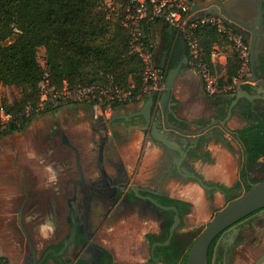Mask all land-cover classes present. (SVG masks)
Wrapping results in <instances>:
<instances>
[{"label":"flooded vegetation","instance_id":"obj_1","mask_svg":"<svg viewBox=\"0 0 264 264\" xmlns=\"http://www.w3.org/2000/svg\"><path fill=\"white\" fill-rule=\"evenodd\" d=\"M235 1L198 0L212 11L221 10L218 5H214V2H219L228 8L233 17L243 21V26L237 23H233V26L248 41L253 84L240 92L210 96L199 71L191 65L188 44L180 32L177 30L172 40L167 39L160 45L157 58L166 78L169 73L177 71L169 112H177L179 120H174L170 114L168 120L189 133L184 134L186 140L183 143L187 156L180 163V154L171 150L176 156L168 168L169 180H161L160 183L132 184L131 179L124 174L121 155L114 145L119 140V132L114 125L115 116L105 122L90 120L88 123L90 139L93 141L95 136L100 139L97 145L87 149L90 152L88 160L95 162L99 169L102 166L97 178L85 174L83 151L71 145L70 150L65 149L70 139L55 126L47 141L58 138L60 147L51 152L61 163H73L75 168L70 171L68 178L61 176L56 183L60 189L53 195L28 192V203L31 202L26 212H38L41 220L54 224V229L41 251L35 247L36 253L33 254L29 248L26 264L39 262L43 258V264H115L112 254L99 241L100 229L108 219L131 210L134 205H139L143 214L158 219L161 231L150 245L152 259V245L169 239L176 212L161 209L148 196L163 205L176 206L181 216L180 227L184 213L190 210L191 205L189 200L168 191L165 185L170 181L184 184L196 182L212 201L217 192L224 196L226 204L264 181V0H256L253 6L246 4L247 0L240 4H235ZM201 15L203 11L198 16ZM160 111L157 103L153 108V120H157L173 139L178 132L166 129L163 121L157 119L156 112ZM185 112L196 113L195 116L181 117L180 113ZM149 130L153 137L152 125ZM217 144H221L239 160L236 171L227 173L235 175L230 186H226L222 179L207 178L199 170L213 158L212 145ZM105 162L115 166L118 178L106 173ZM212 209L213 217L219 208H214L212 204ZM32 223L37 224V221ZM187 242V235H180L176 231L170 244L155 248V255L165 264H183L189 250ZM260 243L264 244V208L219 234L209 248L208 264H250L252 250L255 244ZM64 248V253L59 255Z\"/></svg>","mask_w":264,"mask_h":264},{"label":"trees","instance_id":"obj_2","mask_svg":"<svg viewBox=\"0 0 264 264\" xmlns=\"http://www.w3.org/2000/svg\"><path fill=\"white\" fill-rule=\"evenodd\" d=\"M113 1L123 3V15H110L115 2L109 6L107 0H0V88L15 86L21 92L13 104L0 98V105L15 117L6 128L9 132L25 129L36 116L21 114L29 103L41 99L45 68L39 61L40 48L46 50V68L55 89H61L64 81L76 88L102 85L110 80L123 87L142 88L143 63L123 25L131 0ZM143 27L145 34L151 36V23ZM200 37L210 52L220 35L208 29ZM238 68V58L230 55L229 79ZM58 108H46L43 112ZM0 264H10L9 258L0 256Z\"/></svg>","mask_w":264,"mask_h":264},{"label":"rangeland","instance_id":"obj_3","mask_svg":"<svg viewBox=\"0 0 264 264\" xmlns=\"http://www.w3.org/2000/svg\"><path fill=\"white\" fill-rule=\"evenodd\" d=\"M107 2L109 6L115 2L114 11L117 12H112L111 10L110 15L118 17L119 14H124L125 10L123 9L122 2L113 0H107ZM218 40L220 41L221 47L227 51V46L224 40L222 38H219ZM45 52V48L39 49V61L43 68L46 69ZM129 80H132V76H129ZM20 97V89L15 86L0 88V98L2 101L6 99L7 104H13L14 100L19 99ZM2 103L4 104V102ZM81 103L82 102H68L62 105L61 108L64 110V108L69 105L76 107ZM82 104L87 105L86 103ZM71 116L72 112H55L50 110L36 115L32 122L21 131L9 132V130L6 128L0 129V255L8 254L13 260L12 264H26L25 260L29 253L30 247L17 222V209L19 206L15 205L14 207H9L7 198V195L12 194L13 192L21 193L23 188V180H21L19 177L14 178L9 176L7 172L11 169L5 168V165L3 164L8 162L6 160L14 162L12 163V173L15 172L14 169L17 166H20L23 169L27 168L29 171H35L36 165H34V161L32 160L34 158H45L48 156L47 150L44 147V142H47L51 130L55 126L57 129L59 126L66 127L68 123H70ZM39 142L41 147H44L43 150H39ZM212 147L214 152L212 155L213 158H210V164L207 162L206 164L202 165L199 170L202 171L207 176V178L222 179L226 186H230L232 182H234L235 175H227V173L231 174L236 171L239 160L237 159V156L231 154V152L226 150V148L221 146V144L212 145ZM134 156L135 154L132 155V158ZM20 159L23 162L22 165L19 163ZM15 161H17V165L15 164ZM17 170L18 167L16 171ZM47 181L48 177L45 175L43 184L49 183ZM26 186L29 190L41 188L37 186V181L30 178L28 179ZM165 187L172 194L189 200L188 202L191 205L190 210L184 213L183 223L177 230L178 234L187 235V246L189 249L204 227L211 220L213 214L212 204H214V208L217 207L220 210L226 204V200L224 196L220 195V193L215 192L213 195L214 200L212 201L208 194L196 182H188V184H184L176 183L172 180L169 182V184H166ZM183 189H185V192ZM17 199L19 200L20 198L18 197ZM29 203H27L24 210V222L25 225L28 226L27 229L35 247L38 251H41L45 245V242H48L47 239L50 238L49 236L45 235L47 231H40L38 233V231H36L33 227L34 224L29 221V216L26 212ZM134 207L136 209H134ZM139 208L141 209L139 205H134L131 207V210L129 209L126 211V214L129 216H126L125 218L126 222L124 226L126 227L123 229L124 236L122 239L126 243L131 242L132 252H137L139 248H141L145 254L146 264H153L149 250L151 242L155 237L150 236L148 238L149 240L145 241L144 238L146 233L151 231L155 232V236H160V227L158 225L157 218L149 214H143ZM132 209L135 211L137 210V213L139 214H132L135 213L134 210L132 211ZM11 210L16 212H14V215L9 217L8 212ZM100 235L101 234L98 236L99 239ZM263 253L264 244H255L251 253L252 255L250 264H254ZM125 256L126 255H116L114 259H116L117 264H132L133 262L129 261V259H125Z\"/></svg>","mask_w":264,"mask_h":264},{"label":"built area","instance_id":"obj_4","mask_svg":"<svg viewBox=\"0 0 264 264\" xmlns=\"http://www.w3.org/2000/svg\"><path fill=\"white\" fill-rule=\"evenodd\" d=\"M192 0H131L126 10L123 25L132 36L133 50L142 60L143 86L135 90V86L123 87L113 80L102 85L85 84L71 88L67 81L61 89L51 86L49 72L45 69V78L41 83V99L29 103L22 116L38 115L46 108H56L68 102H82L90 105L94 118L109 117L116 106L141 102L154 90L164 87L166 73L156 62V42L152 36L144 32L145 23L162 20L180 32L189 48L190 62L197 69L204 81L210 96L235 93L240 88L253 84L250 67L248 41L242 33L235 30L219 15L194 16ZM213 29L238 58L239 68L232 79L227 75L228 54L216 40L207 52L201 35ZM15 117L0 105V129L7 128Z\"/></svg>","mask_w":264,"mask_h":264},{"label":"crops","instance_id":"obj_5","mask_svg":"<svg viewBox=\"0 0 264 264\" xmlns=\"http://www.w3.org/2000/svg\"><path fill=\"white\" fill-rule=\"evenodd\" d=\"M201 12L202 11L194 13V16H198L201 14ZM171 27L172 26L162 20H157L151 23V36L156 42V62L160 68H162V65L157 58L160 45L164 44L167 39L172 40L173 34L177 31L175 28L174 30H171ZM227 54L230 56L233 53L227 50ZM145 101L146 99L141 102H130L119 105L114 109L111 116L101 117L98 119L94 118L91 107L88 104L83 105L81 103L82 105L79 104L76 107L69 105L64 108V110H62L63 108H61V106L66 104L64 103L61 104L58 109H53L55 112H72L70 123H68L66 127L59 126V129L64 131L70 139V144H67L65 149L67 148L70 150L71 146H74L77 149L83 151L82 165L87 176L97 178V176L102 172V166L99 169V167L97 168L95 162L88 160V155L90 152L87 151V149L94 147L100 141L99 137L96 136V139H93V141L90 139L91 134L89 132L90 130L88 129V123L90 120L105 122L112 120L115 116L114 125L119 132V140H116L114 145L116 148H118L121 155L124 174L129 179H131V182H133L132 184H135V182L140 184H152L154 182L160 183L161 180H169V176H167L168 168L175 158L176 153L167 148L163 143L155 140L150 135V126L147 127L144 117H142V115H137L141 111ZM195 113L196 112H185L183 114L180 113V116L185 118L186 116H195ZM173 119L175 120V118ZM163 132L165 131L163 130ZM173 139L183 144L186 140V137L182 133H175ZM39 145V150H43L44 147L46 148L48 156L45 158L38 157L32 160L34 161V165H36L35 171H29L27 168L23 169L22 167L17 166L18 170L16 171L17 167H14L15 172L12 173V163L14 162L6 160L8 162L3 164L5 165V168L11 169L7 172L9 176L14 178L19 177L21 180H23V188L21 193L13 192L12 194L7 195L9 207H14L15 205L20 207L21 202L25 197V191H30V193L45 192L47 195H53L55 191L60 189V186L56 183L61 178V176L68 178L70 171L75 168V164L71 163V165H66L65 163H61L58 158L53 156L54 153L51 151L57 150V148L60 147V141L58 138L54 139L53 141L44 142V147L42 146L43 148L41 147L40 142ZM133 154H135V156L132 158ZM19 163L22 165L23 162L21 159ZM15 164L17 165V161H15ZM104 167L108 175L112 176V178H118V171L113 164L105 162ZM45 175L48 177L47 182L49 183L47 184H43ZM29 178L37 181V186L41 187L39 188L41 190H29L26 186ZM183 191L185 192V189H183ZM18 197L20 198L19 200L17 199ZM18 210L19 208L17 209V214ZM14 212L16 211H9V217L14 215ZM134 212L135 213L132 214H139L137 213V210H134ZM126 213L127 212L121 213L116 218H110L108 221H106V223L100 229L101 235L99 241L112 254L113 257L116 255H126L125 259H129V261L133 262L132 264H146L145 254L143 253L142 249L139 248L137 252H132L131 242H127L130 244L129 245L122 239L124 236L123 229L126 227L124 226L126 222L125 218L126 216H129ZM28 216L30 222L37 221V224H34L33 227L36 231H38V233L40 231H47L45 235H51V232L54 229V224H52L50 221L46 222L41 220V216H39V213L35 211H31ZM159 231L161 230L159 229ZM155 235L156 234L153 231L147 232L144 241L149 240L148 238L150 236L156 237ZM0 256L8 257L10 264H12L13 260L8 254H1ZM114 260L115 264H117L116 259Z\"/></svg>","mask_w":264,"mask_h":264},{"label":"water","instance_id":"obj_6","mask_svg":"<svg viewBox=\"0 0 264 264\" xmlns=\"http://www.w3.org/2000/svg\"><path fill=\"white\" fill-rule=\"evenodd\" d=\"M192 12L196 13L198 11H203V15H219L223 17L228 23L233 25V23H237L239 25H244L242 20H239L233 17L228 8L224 7L223 4L219 2H214V5H218L221 10L212 11L211 9H206L202 6L198 0H192ZM245 0H236L235 4H240ZM256 0H247L246 4L253 6ZM171 30H174L171 27ZM162 67V66H161ZM177 71H173L169 73L168 77L165 80L164 87L162 89L154 90L150 93L146 101L142 107V110L137 115H142L145 119V124L147 127L152 125V135L153 138L161 143H163L170 150L176 151L180 154L179 162L183 160L187 156V152L184 149V146L179 141L171 139L165 132H163L162 126L157 120H153V108L158 103L161 111L156 112L157 119L159 121H163L166 129H172L177 131L178 133H182L185 135H189L188 132L182 130L178 126L171 124L168 120L169 114L173 115L176 120H179V114L177 112H169V103L173 93V87L175 84ZM243 91V88L238 90ZM28 192L25 191V197L23 198L21 205L18 210V224L24 233L27 242L30 248L33 251V254L36 253V248L33 243V240L29 234L27 226L24 222V210L28 203ZM148 198L158 207L164 210H172L176 212L175 221L171 225L169 230V239L165 242H155L151 248L152 259L155 264H165L162 263L161 260L155 255V248L157 246H165L171 243L173 236L175 235L180 223L181 216L178 213V209L176 206H166L158 201H156L151 196ZM264 208V181L259 182L253 185L249 190H247L242 195L234 198L229 203H227L223 208H221L208 222V224L201 231L197 239L191 245L188 250L186 256L185 264H208V251L213 242V240L221 234L224 230L229 227H232L234 224L250 215L251 213L258 211ZM65 251V248L59 253L62 255ZM45 258L40 260L39 262L35 261L33 264H43ZM264 263V253L256 260L254 264H263Z\"/></svg>","mask_w":264,"mask_h":264}]
</instances>
